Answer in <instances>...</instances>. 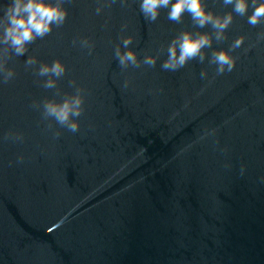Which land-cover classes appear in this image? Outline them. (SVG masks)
Masks as SVG:
<instances>
[{"label":"water","instance_id":"water-1","mask_svg":"<svg viewBox=\"0 0 264 264\" xmlns=\"http://www.w3.org/2000/svg\"><path fill=\"white\" fill-rule=\"evenodd\" d=\"M63 6L65 24L24 55L0 45V264H264V23L234 14L216 40L187 14L175 23L161 9L148 22L139 0ZM183 31L209 34L211 47L202 62L165 69ZM117 48L138 66L122 67ZM219 51L234 58L231 70L211 62ZM55 60L65 74L40 76ZM49 79L55 87L44 86ZM78 89L72 131L44 105Z\"/></svg>","mask_w":264,"mask_h":264},{"label":"clouds","instance_id":"clouds-1","mask_svg":"<svg viewBox=\"0 0 264 264\" xmlns=\"http://www.w3.org/2000/svg\"><path fill=\"white\" fill-rule=\"evenodd\" d=\"M115 3L116 0H110ZM121 4L126 0H120ZM64 0H11V2L0 9V45H8L17 56H22L27 52V45L37 38H43L53 31V26L61 27L68 19V10L63 6ZM225 7L231 6V11L223 15H217L211 11L206 0H139V10L148 22H156L160 17L161 9L167 10V19L175 23H182L185 14H187L192 23L198 28H204L211 25L215 30L216 40L224 38L225 30L232 24L234 14L246 16L247 23L252 26L264 23V0H223ZM103 13V5L95 9V14L100 16ZM250 13V14H249ZM126 25H122V28ZM244 41L243 37L238 38L233 48L239 47ZM76 41L73 40V44ZM81 46L88 49L91 55L94 50V44L88 39L80 41ZM132 43V38L124 39L125 48ZM212 37L207 33L183 31L180 32L168 46V59L163 64L165 69L175 70L183 67L189 60L199 57L201 62L204 60L202 50L211 47ZM6 48L0 49V73L4 71V54ZM116 57L122 67L129 64L138 66L136 54L133 51L121 52L116 49ZM154 57H146L144 63L154 65ZM212 63L218 65L217 71L223 72L231 70L234 66V58L226 51L214 52L212 54ZM26 63L32 65L36 63L35 58H29ZM67 71L66 65L60 60H55L51 64L42 65L39 69L40 76L51 74L60 77ZM14 74L9 71L5 75L4 82L12 78ZM203 75V74H202ZM46 88L55 87V80L49 79L45 85ZM77 90V95L66 98L63 103L57 104L47 102L44 105L46 116L55 118V120L66 125L72 131L77 130L78 125L72 122L73 117L81 114L83 99Z\"/></svg>","mask_w":264,"mask_h":264}]
</instances>
